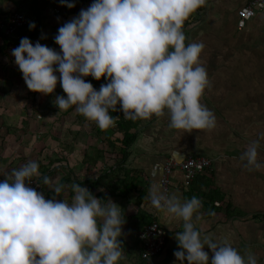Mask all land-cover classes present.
Listing matches in <instances>:
<instances>
[{"label":"clouds","instance_id":"1","mask_svg":"<svg viewBox=\"0 0 264 264\" xmlns=\"http://www.w3.org/2000/svg\"><path fill=\"white\" fill-rule=\"evenodd\" d=\"M69 8L74 0H60ZM205 0H93L78 16L63 23L54 37L60 50L35 43L27 36L12 49L27 87L53 94L58 82L66 95L57 94L59 109L75 110L101 129L115 124L120 111L126 118L170 117V127L211 130L216 117L201 98L209 85L201 62L203 41L187 42L185 21ZM35 28V22H30ZM59 74V75H58ZM105 77L97 90L90 80ZM117 106H119L117 108ZM259 141L244 152L249 167H264L258 159ZM37 161L14 168L0 180V264H118L122 257V207L73 183L74 197L46 198L33 187L40 176ZM50 183L49 177H44ZM62 185L54 187L61 193ZM151 203L183 221L175 237L177 258L188 264H258L230 243L201 239L195 221L201 200H182L165 194L153 182ZM205 244L212 250L211 261Z\"/></svg>","mask_w":264,"mask_h":264},{"label":"crops","instance_id":"2","mask_svg":"<svg viewBox=\"0 0 264 264\" xmlns=\"http://www.w3.org/2000/svg\"><path fill=\"white\" fill-rule=\"evenodd\" d=\"M249 1L205 0V4L192 14L191 21L183 27L186 43L203 41L205 45L201 62L207 69L209 85L201 101L215 114L216 126L211 130H193L189 133L170 127L167 114L137 119L131 129L134 138L124 149L126 158L122 164L113 157L104 158L108 150L119 154L118 145L105 152L107 147L103 142L105 137L110 141L120 137L117 131L110 127L111 132L97 135L99 127L88 122L75 110V106L59 109L54 103L57 94L66 95L60 83L55 92L48 95L30 89L26 92L16 89L0 91V96H5L0 99V126L8 123L19 125L18 132L12 126L4 127L8 135L6 138L20 135L23 149H16V155L27 154L33 158L34 150H42L45 152L43 156L48 154L47 161L57 159L50 164L49 167L54 170L48 177L50 179L55 171L63 173L57 184L62 177L67 179L63 192L57 195L59 198L71 202L75 195L73 183L87 186V180L99 173L108 177L111 174V182L108 178L103 180L105 187L91 189L97 197L99 193L104 195L102 203L110 198L122 207L125 223L121 237V259L131 255L128 253L129 246L136 244L137 231L145 223L156 220L165 231V245L153 263L188 264L174 254L179 248L175 234L183 230V221L153 206L150 188L153 182L160 186L166 161L181 162L188 157H205L211 162L210 170L195 177L187 189L183 185L182 172L179 169L171 171L169 194L176 193L182 200L195 195L201 200V207L197 210L199 219L195 221L201 239L208 237L218 245L230 243L245 258L251 252L257 257L258 264H264V167L246 166V159H242L248 145L259 141L258 159L264 161V10L257 11L244 28H237V12ZM92 2L74 0V7L64 6L56 13L54 9L61 4L60 0H0V19L6 13L16 11L21 12L28 21V26L19 34L11 37L0 34V60L3 59V64L8 63L11 49L18 46L25 36L33 43L39 40L59 51L60 47L54 39L59 27L78 16L80 10ZM33 21L35 28H30L29 24ZM3 84L7 86L10 83ZM39 94L42 95V102H45L42 109L41 106L34 107ZM39 111L43 115L41 119L36 118ZM5 134L0 136V162H9L13 156L11 145L4 143ZM100 144L106 148L99 147ZM56 149L61 154L51 156L50 151ZM2 152L5 155H1ZM1 156L5 157L1 159ZM85 157L91 158L90 162ZM11 167L3 171L5 176L13 169ZM121 178L134 183V190L126 195L118 192L109 195V185ZM47 186L46 183L44 188ZM127 227L134 231L129 230L128 233ZM205 250L211 261L213 253L207 244Z\"/></svg>","mask_w":264,"mask_h":264},{"label":"built area","instance_id":"3","mask_svg":"<svg viewBox=\"0 0 264 264\" xmlns=\"http://www.w3.org/2000/svg\"><path fill=\"white\" fill-rule=\"evenodd\" d=\"M60 4L54 12L58 13L62 7ZM264 10V0H250L244 7L237 12V28L245 27L247 21L255 15L257 11ZM192 15L185 21V24L191 21ZM184 24V25H185ZM28 26V21L24 15L19 12H10L9 15L0 19V34L6 37L16 35ZM59 75V74H58ZM59 83V82H58ZM37 119H41L40 112L36 114ZM211 162L205 157H188L181 162L168 160L165 162L160 178V190L169 194V177L173 169H179L183 174V185L187 189L198 175L210 170ZM34 183V180L32 184ZM218 205V203H215ZM137 246L132 250L131 255L125 264H154V258L160 254L165 245V231L158 221L152 220L145 223L137 231ZM139 258V259H138Z\"/></svg>","mask_w":264,"mask_h":264},{"label":"trees","instance_id":"4","mask_svg":"<svg viewBox=\"0 0 264 264\" xmlns=\"http://www.w3.org/2000/svg\"><path fill=\"white\" fill-rule=\"evenodd\" d=\"M21 13V12H20ZM9 13H6L4 14L3 16H7L9 15ZM22 14V13H21ZM23 15V14H22ZM37 25V24H36ZM20 32H18L19 34ZM33 38V35L32 37ZM86 80H90L93 84V86L99 90L101 84L106 80L105 77H102L100 80H96L95 78L91 77V76H88L85 78ZM34 96V94H33ZM32 96V97H33ZM119 106H117L118 108ZM111 111V114L114 116V117H118V119H116L115 121V124L110 126L113 128V130L117 131L116 133L120 136V137H117V138H114L113 140H109L108 138L105 137L104 139V144L106 145L107 149H113L115 148V145H118V147L120 148L119 150V154H114L112 152H107L108 155H110L111 157L115 158V155H117V158L119 160V163L122 164L124 162V159L126 158V153L124 151L125 148H127V146L133 141V132H131V129L134 127V125L137 123V119H130V118H124V115L122 112L120 111ZM90 122L93 126L95 127H99L95 122L93 121H88ZM107 128V129H101L100 127L98 128L99 130H97V135H101L103 134L105 131L108 132L110 131L111 129ZM111 132V131H110ZM109 153H112V154H109ZM86 161L87 162H90V159L89 157H85ZM54 160H57V159H49L47 161V163L45 164H41L39 163V170H40V173L41 175L37 178L36 182L34 185H32L33 187H35L37 190H39L41 187L44 188V186L46 185V183L44 182V177L45 176H49L52 171L54 170L53 168H50V164L54 161ZM55 162V161H54ZM55 168V167H54ZM87 172H89V170H86ZM111 174H109V177L107 176V174H101L99 173L97 176H95L94 178H90L87 180V188L92 192V187H99V186H102V187H105V182H103L104 179H107L109 180V182H111ZM64 177H62V179L60 180V183L59 185H64L65 181L67 179H63ZM1 180V179H0ZM112 184V185H111ZM109 186L110 190H109V195H112L114 194L115 192H118L120 193L121 195H126L128 194L129 191H131L132 189L134 190V183H129V182H126L125 178H121V179H115L114 180V184L111 183ZM63 192V191H62ZM142 193L140 194V197L142 198ZM98 197L99 198H103L102 199V202H104L105 200V197L103 194L99 193L98 194ZM46 198H49V197H46ZM212 200V199H210ZM142 228V227H141ZM140 228V229H141ZM139 231V230H138ZM136 241V240H135ZM137 241H136V244L134 245H131L129 246L130 247V250L128 253H132V250L135 249V247L137 246ZM139 259V258H138ZM128 260V257L125 255L124 258L120 259L119 263L118 264H125V262Z\"/></svg>","mask_w":264,"mask_h":264},{"label":"rangeland","instance_id":"5","mask_svg":"<svg viewBox=\"0 0 264 264\" xmlns=\"http://www.w3.org/2000/svg\"><path fill=\"white\" fill-rule=\"evenodd\" d=\"M11 53H12V49H11ZM9 58L10 59L8 60V63H5V64H3V59L2 58L0 60V91H2L3 89H7V90L8 89H11V90L16 89V90H18V92L23 91V90L26 92V90L29 89V88L27 87V84H26V82H25V80L23 78V74H22L21 70L19 69V66L15 63L14 56L11 54V56ZM7 79H10L11 81H8ZM3 83H6V84L10 83V84L5 86ZM38 96H37V98H36V100L34 102V107L35 108H39V106H41L40 108L42 109V108H44V105H45L44 103L45 102H42L43 101L42 95L39 94ZM3 97H5V96H0V99H3ZM29 111L31 112L32 108ZM21 113L23 114V112H21ZM35 113H36V110L34 111V114ZM15 114H17V113H15ZM26 115H27V113H26ZM40 115H41V112H40ZM18 123H19V120H18V117H17V124ZM6 126H12L17 132L19 131V129H18L19 125L16 126L15 124L8 123V124H5L3 126H0V136H3L5 134L4 127H6ZM85 129L88 131V128H85ZM7 136L8 135L5 134V138ZM19 139H20V135H18V136L14 135L13 137L6 138V142H4L6 145H11L10 149H11V151L13 153L12 154L13 156H12L11 160H9V162H3V161H2L3 163L0 162V179H3L5 177V175H4L5 172L3 173V171L5 169H11L12 168L11 166H13V169H14V168H19L20 166H22L23 164H25V163H27L29 161H37L38 164L40 162L44 163V162L47 161L48 154L46 156L44 154V156H43V153H45V152L42 151V150H40V151L39 150H34L35 154H33V158L29 157L27 154H17L16 155L15 154L16 153L15 150L18 149V148H22V143H20ZM22 139H24L23 136H22ZM1 144H2V147L5 149V146L3 145L2 142H1ZM99 147L106 148L102 144H100ZM35 151H38V152H35ZM106 151H107V148H106L105 152ZM60 152L61 151L56 149V151H50V155L51 156H58V155L61 154ZM105 152H104V154H105ZM107 152H111V151L108 150ZM3 153L4 152H2L1 155H5ZM109 154H112V153H109ZM114 154H116V153H114ZM117 155H115V159L117 158ZM1 157H2L1 159H3L5 156H1ZM105 157L107 159L112 158L110 155H107V156L104 155V158ZM14 160H16V161L14 162ZM7 173H9V172H7ZM60 175L63 176V173L54 171V173L50 176V179H49L50 183H47L48 186L46 188H42L41 187L39 189V191L44 192L45 196L46 197L49 196L50 198H52V196H57V195L60 196L59 194H56L55 191H54V187L57 185L58 179L61 178V177H59ZM1 177H3V178H1ZM33 180L36 182V177H33ZM58 196H57V198H59ZM130 228L131 227L125 228L128 233H129V230L134 231L132 228L131 229Z\"/></svg>","mask_w":264,"mask_h":264}]
</instances>
